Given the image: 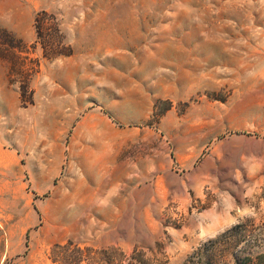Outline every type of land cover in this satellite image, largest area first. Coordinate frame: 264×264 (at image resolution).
<instances>
[{
  "label": "rangeland",
  "instance_id": "rangeland-1",
  "mask_svg": "<svg viewBox=\"0 0 264 264\" xmlns=\"http://www.w3.org/2000/svg\"><path fill=\"white\" fill-rule=\"evenodd\" d=\"M262 255L264 0H0V264Z\"/></svg>",
  "mask_w": 264,
  "mask_h": 264
},
{
  "label": "crops",
  "instance_id": "crops-1",
  "mask_svg": "<svg viewBox=\"0 0 264 264\" xmlns=\"http://www.w3.org/2000/svg\"><path fill=\"white\" fill-rule=\"evenodd\" d=\"M219 225V219L218 218H215V228H217Z\"/></svg>",
  "mask_w": 264,
  "mask_h": 264
},
{
  "label": "trees",
  "instance_id": "trees-1",
  "mask_svg": "<svg viewBox=\"0 0 264 264\" xmlns=\"http://www.w3.org/2000/svg\"><path fill=\"white\" fill-rule=\"evenodd\" d=\"M2 49L4 50L5 48H2ZM68 243H70V242H68ZM260 257L264 258V255H262V256H260ZM258 264H264V261H263V262H260V263H258Z\"/></svg>",
  "mask_w": 264,
  "mask_h": 264
}]
</instances>
